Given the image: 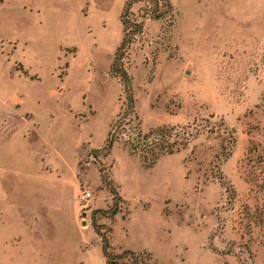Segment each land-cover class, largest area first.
<instances>
[{
  "label": "rangeland",
  "instance_id": "rangeland-1",
  "mask_svg": "<svg viewBox=\"0 0 264 264\" xmlns=\"http://www.w3.org/2000/svg\"><path fill=\"white\" fill-rule=\"evenodd\" d=\"M127 1L0 0V264H264V0H171L130 86ZM131 99L188 144L106 153Z\"/></svg>",
  "mask_w": 264,
  "mask_h": 264
},
{
  "label": "trees",
  "instance_id": "trees-1",
  "mask_svg": "<svg viewBox=\"0 0 264 264\" xmlns=\"http://www.w3.org/2000/svg\"><path fill=\"white\" fill-rule=\"evenodd\" d=\"M137 2H143V10L141 15H136L132 7ZM173 5L171 0H128L122 15V23L124 26V39L116 53V61L113 65V70L126 85L130 86L131 78L125 68L121 65L124 58L127 45H130L139 34L143 33L145 27V19H165L172 15ZM138 19V17H140ZM130 109L123 113V120L127 121L124 125H118L116 131L112 129L103 148L106 153H109L114 143L122 138L127 137L126 141L132 153H139L143 155L146 165L153 166L157 159L165 154H173L188 144L189 132L183 129L184 136L173 138V135L178 136L180 128L177 126H163L152 129L149 132H143L138 115L133 109V100H130ZM120 122V123H121ZM106 179H104L105 181ZM116 213V210H114ZM96 228V225L94 224ZM103 247L105 254L108 253L110 244L107 239L103 240Z\"/></svg>",
  "mask_w": 264,
  "mask_h": 264
},
{
  "label": "built area",
  "instance_id": "built-area-1",
  "mask_svg": "<svg viewBox=\"0 0 264 264\" xmlns=\"http://www.w3.org/2000/svg\"><path fill=\"white\" fill-rule=\"evenodd\" d=\"M83 199L86 201H89L91 199V193L90 192H84Z\"/></svg>",
  "mask_w": 264,
  "mask_h": 264
}]
</instances>
